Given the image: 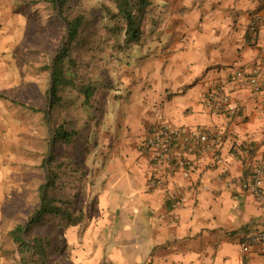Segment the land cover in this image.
Here are the masks:
<instances>
[{"label": "crops", "instance_id": "0c3cea01", "mask_svg": "<svg viewBox=\"0 0 264 264\" xmlns=\"http://www.w3.org/2000/svg\"><path fill=\"white\" fill-rule=\"evenodd\" d=\"M154 1L164 12L159 37L147 46L142 67L132 70L127 101L111 103L114 110L98 126L96 159L85 164L82 221L64 237L69 261L264 264V203L242 188L264 159V91L229 80L238 69L262 66L264 25L254 33L250 28L264 18V0ZM4 6L0 0V204L18 183L8 142L27 127L6 105L17 74L5 49L14 41L10 26L17 14ZM212 88L228 98L234 114L225 108L211 113ZM34 121L37 134L36 115ZM162 124L222 132V163L192 158L190 179L175 174L166 188H150L153 166L141 143ZM2 221L0 212V233ZM6 256L0 247V264Z\"/></svg>", "mask_w": 264, "mask_h": 264}, {"label": "trees", "instance_id": "16d2710c", "mask_svg": "<svg viewBox=\"0 0 264 264\" xmlns=\"http://www.w3.org/2000/svg\"><path fill=\"white\" fill-rule=\"evenodd\" d=\"M13 1L15 6L16 1ZM108 1L111 6L102 4L97 10L88 11L83 0H17V5L25 10L30 21L39 20L41 14L44 13L48 16L49 25L54 26V29L58 27L61 31H65V24L61 19L69 28L65 46L62 49L60 46L58 48L61 49V52L55 59L53 74L50 73L48 59L41 66V72L47 74L48 77L52 76L50 123L55 140L53 154H51L47 165L48 183H46L44 169V158L50 142L48 130H45V135L40 142L44 144L41 163L33 166L27 165L30 169L38 171L37 181H39L35 189V205L29 216L23 223L17 221L8 234L9 240L15 245L19 256L17 264H46L42 256L46 258L48 264H58L52 257L64 252V231L77 226L82 221L80 196L86 181L85 162L96 146V128L105 116L107 103L99 96L100 89L94 83L95 81H85L84 76L79 73L77 58L82 52L96 50L94 40L100 23H103L108 36L105 41L106 45L110 43L112 48L119 52L143 45L144 23L147 18L150 19L151 26L156 25L153 0ZM57 7L61 19L57 16ZM80 64L84 67L89 65L86 61ZM48 77L45 83L47 87L43 94L44 108L31 109L35 115L41 113L45 126L47 125L45 114L50 91ZM107 84L108 81L103 82L102 90H107ZM72 88L81 92L84 96V105L88 106L92 112L88 115L89 121L82 131L71 126L72 121H64L63 117L57 115L63 107V93ZM6 100L13 103L9 98ZM21 106L25 108L24 105ZM92 128L93 133H91ZM58 145L67 146L75 154L69 156V159L65 161L58 162L54 154ZM44 187L45 192L42 199L41 194ZM41 199L42 210L28 226L23 236L24 228L37 211ZM44 225L50 226L48 229L51 230L32 237L33 229ZM25 238L36 242L37 246L29 245ZM38 248L42 250V254Z\"/></svg>", "mask_w": 264, "mask_h": 264}, {"label": "rangeland", "instance_id": "374dc122", "mask_svg": "<svg viewBox=\"0 0 264 264\" xmlns=\"http://www.w3.org/2000/svg\"><path fill=\"white\" fill-rule=\"evenodd\" d=\"M2 1L5 4L4 7L7 5L12 6L8 0ZM15 1L16 5L12 6V10L17 15L14 24L10 26L14 33L12 38L14 41L12 43L9 41L5 51L15 62V72L19 76L16 75L13 81L7 86V88L9 87L10 89L5 92L6 98H9L13 103L6 100V105L8 106V112L16 111L15 118L19 121H23L24 126L27 123V127L25 126L22 134L17 133V139L14 143L8 142V150L12 151L15 156L13 166H15L14 171L18 177V183L16 184L15 189L10 190L8 188L6 190L7 192L5 195L7 198L0 204V212L3 216L0 233V247L3 248L7 254L5 257L6 264H17L19 258L16 252V247L12 244L11 240L8 239L9 235H6V232L11 230L17 221L23 223L35 205V189L39 181H37L38 171L33 168L30 169L27 165L29 164L33 166L41 163L43 159L42 152L44 151V144H41L40 142L45 135V130H48L50 140L51 134H53L51 132L50 123L51 109L49 113V122L46 121V126L41 118V113L36 115L37 134H35L34 129L35 114L30 111V109L44 108L43 94L47 87L45 86V83L47 82L46 78L48 75L41 72V66L44 61L48 59L50 67L51 58L60 50L58 48L59 46L61 48L66 32V28L65 31H61L58 27H55L54 29V26H50L48 16L44 13L41 14L39 20L34 22L30 21L25 10L17 5V0ZM157 2L159 3V1ZM157 2L154 6V19L156 20V25L151 26L149 18L145 20L144 42L142 46H134L126 51H116L112 48L110 43L106 45L105 41L108 36L103 27V23H100L96 30V39L94 40V47H96V50L93 52H82L77 58L79 73L84 76L85 81H95L94 83H96L97 87L100 89L99 96H101V99L106 100L107 109L105 116L108 112L110 113V111L114 110L110 106L111 103L122 99L127 101L128 88L132 86L130 84L134 79L132 76V74L134 75L132 70L137 67H142L143 59L146 57L149 50L147 46L151 44L150 42L158 40V26L161 19L164 18V12L160 9ZM83 3L88 11L97 10L102 4L111 6L108 0H83ZM11 52H13L12 55ZM85 61L89 64L87 67L80 64ZM49 79L50 77H48V88L50 86ZM105 81H108L107 90H102V84ZM13 88L16 90H12ZM63 97V107L61 109L59 108L61 111L57 113V115L63 117L64 121H72L73 124L71 123V126L82 131V128H84L89 121L88 115L92 113L88 106H85L83 103L84 96L76 88H72L67 89L63 93ZM48 104L49 98L47 101L46 113L48 110ZM21 105H24L25 108ZM20 112L22 113L21 115L19 114ZM111 114L113 115L114 113ZM32 119L33 122L31 123L33 129L32 133H30L28 126H30V121ZM107 122H109V120H107ZM97 129L98 128H96V131ZM93 132L94 130L91 131V133ZM141 146L144 147V142L141 143ZM48 150L49 145L46 157L48 155ZM94 150H96V146L92 149L91 155L87 158V160L91 159L92 163L96 159V155L93 154ZM51 154H53V151H51ZM54 154L56 160L60 162L69 159L68 157H71L75 153L69 150L67 146L58 145L54 150ZM36 155L40 156L37 157ZM46 157L44 160H46ZM87 163L88 161L85 162V164ZM46 168L44 161L45 171H47ZM45 176H47V172L45 173ZM49 227L50 226L48 225H44L33 229L31 233L32 237L51 230L48 229ZM66 234L67 231H64L63 236L66 237ZM25 239L29 242L32 241L27 238ZM52 245H54L53 242ZM52 259L58 264H76V262L73 263V260L69 261V255L66 253V248H64L63 253L52 257ZM102 264L109 263L103 262Z\"/></svg>", "mask_w": 264, "mask_h": 264}, {"label": "built area", "instance_id": "2783aa9c", "mask_svg": "<svg viewBox=\"0 0 264 264\" xmlns=\"http://www.w3.org/2000/svg\"><path fill=\"white\" fill-rule=\"evenodd\" d=\"M264 25V18L254 19L250 31L254 33L256 26ZM230 83L245 85L252 92L264 91V61L262 66L251 69H238L229 77ZM206 104L211 113L217 115L222 109L234 114V109L228 105V98L219 88H212ZM224 141V134L201 127H181L162 124L155 127L144 141L153 166L149 178L150 188H166L168 181L175 174L183 179H190L192 174V158L213 157L216 164H221L218 155ZM264 159L252 170L250 179L242 183V188L254 199L264 203L263 196ZM170 197L173 198L172 195ZM177 205L176 203H173ZM240 264H246L241 261Z\"/></svg>", "mask_w": 264, "mask_h": 264}, {"label": "water", "instance_id": "95a60500", "mask_svg": "<svg viewBox=\"0 0 264 264\" xmlns=\"http://www.w3.org/2000/svg\"><path fill=\"white\" fill-rule=\"evenodd\" d=\"M56 13H57V16L58 18H60L59 16V12H58V7L56 8ZM61 19V18H60ZM61 21L65 24V28H66V32H65V38H64V41L62 42V46H61V49L65 46L66 44V39L68 37V26L67 24L61 19ZM61 49L55 53L52 58H51V61H50V73L51 75L53 74V71H54V62H55V59L56 57L58 56V54L61 52ZM50 75V86H49V104H48V110H47V113H46V121L49 122V113H50V109H51V102H50V95H51V90H52V76ZM54 140H55V135L54 134H51V140H50V144H49V150H48V155L46 157V160H45V168L47 167L48 165V162H49V159H50V156H51V151H52V148H53V145H54ZM47 169V168H46ZM47 172V171H46ZM49 181V176H48V173H47V176H46V183H48ZM44 192H45V187L42 189V194H41V197L43 199L44 197ZM42 199L40 200V203H39V207L37 209V211L32 215V217L29 219L28 223L26 224L25 228H24V231H23V236H24V233L25 231L27 230L28 226L33 222L34 218L40 213V211L42 210ZM26 240V239H25ZM26 242L31 245V246H37V243L34 242V241H27ZM40 253L42 254V250L40 248H38ZM44 262L46 264H48V262L46 261L45 257L42 256Z\"/></svg>", "mask_w": 264, "mask_h": 264}]
</instances>
